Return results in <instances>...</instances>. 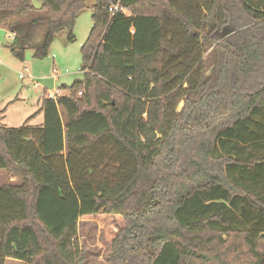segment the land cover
I'll return each instance as SVG.
<instances>
[{
    "label": "trees",
    "instance_id": "1",
    "mask_svg": "<svg viewBox=\"0 0 264 264\" xmlns=\"http://www.w3.org/2000/svg\"><path fill=\"white\" fill-rule=\"evenodd\" d=\"M39 1L0 0L21 61L47 58L64 31L75 42L86 9ZM92 11L84 79L20 128L0 126V264H83L79 221L100 214L126 223L110 264H264V0Z\"/></svg>",
    "mask_w": 264,
    "mask_h": 264
},
{
    "label": "rangeland",
    "instance_id": "2",
    "mask_svg": "<svg viewBox=\"0 0 264 264\" xmlns=\"http://www.w3.org/2000/svg\"><path fill=\"white\" fill-rule=\"evenodd\" d=\"M30 2L37 8L42 5L39 0ZM95 3L96 0H86V9L78 15L74 28L76 41L72 43L68 40L67 31L58 34L45 59L34 58L31 51L26 53L24 61L15 58L11 53L14 36L0 26V111L5 110L0 119L2 126L20 128L39 110L40 100L46 94L64 92L62 86L70 87L84 79L81 50L93 27L92 8ZM214 65L215 54L209 51L205 59L206 79L212 75ZM67 95L69 92L65 91ZM182 104L178 109L182 108ZM61 113L66 126V116L63 111ZM43 121L41 114L29 124L40 126ZM7 182L5 173L0 171V187ZM9 182L21 185L22 181L11 179ZM125 227L121 216L100 214L81 218L78 239L84 255L83 264H110L113 242ZM6 264L22 262L7 260Z\"/></svg>",
    "mask_w": 264,
    "mask_h": 264
},
{
    "label": "built area",
    "instance_id": "3",
    "mask_svg": "<svg viewBox=\"0 0 264 264\" xmlns=\"http://www.w3.org/2000/svg\"><path fill=\"white\" fill-rule=\"evenodd\" d=\"M120 10H121V7H119V6H114L113 8L110 9V11L112 13L118 12ZM12 36H14V35H12ZM14 38H15V36H14ZM54 73L56 74V71H54ZM79 95H82V93H79ZM63 96H65V91L64 92L60 91V92H57V93H48V94H46L45 98L48 99V100L55 101V100H57V98L63 97Z\"/></svg>",
    "mask_w": 264,
    "mask_h": 264
},
{
    "label": "crops",
    "instance_id": "4",
    "mask_svg": "<svg viewBox=\"0 0 264 264\" xmlns=\"http://www.w3.org/2000/svg\"><path fill=\"white\" fill-rule=\"evenodd\" d=\"M92 12H93V11H92ZM92 15H93V14H92ZM3 29H4V28H3ZM46 91H48V90H46ZM45 94H46V92H45ZM43 98H44V97H43ZM41 104H42V100H40V108H41ZM40 108H39V109H40ZM3 111H5V110H3ZM3 111H0V119H2V116H1V115H2ZM38 111H39V110H38ZM38 111H37V112H38ZM37 112H36V113H37ZM36 113H35V114H36ZM41 114H42V113H41ZM41 114H39V115H41ZM39 115H37V116H39ZM32 116H33V115H32ZM35 118H36V117H35ZM43 118H44V117H43ZM26 121H27V120H26ZM26 121H25V122H26ZM25 122H24V123H25ZM30 122H31V121H30ZM30 122H29V123H30ZM23 125H24V124H23ZM29 125H30V124H29ZM41 125H42V124H41ZM0 126H2L1 123H0ZM1 172H2V171H1ZM3 173H4V172H3ZM5 175H6V174H5ZM6 178H7V176H6ZM12 180H15V178H12Z\"/></svg>",
    "mask_w": 264,
    "mask_h": 264
},
{
    "label": "water",
    "instance_id": "5",
    "mask_svg": "<svg viewBox=\"0 0 264 264\" xmlns=\"http://www.w3.org/2000/svg\"><path fill=\"white\" fill-rule=\"evenodd\" d=\"M230 34V33H229Z\"/></svg>",
    "mask_w": 264,
    "mask_h": 264
}]
</instances>
